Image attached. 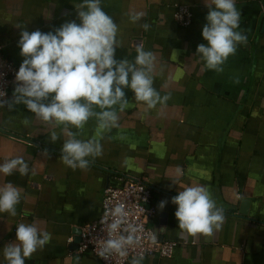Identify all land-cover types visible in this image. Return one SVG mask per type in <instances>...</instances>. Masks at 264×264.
<instances>
[{"label": "crops", "instance_id": "0c3cea01", "mask_svg": "<svg viewBox=\"0 0 264 264\" xmlns=\"http://www.w3.org/2000/svg\"><path fill=\"white\" fill-rule=\"evenodd\" d=\"M81 2L0 0L5 59L22 63L21 30L46 33L65 22L79 23L74 8ZM177 5L189 7V26L176 23ZM236 6L247 43L218 74L204 70L195 56L197 46L206 43L201 35L208 11L204 0H101L119 28L122 46L115 58L133 60L137 45L154 52L153 87L170 99L148 110L125 89L128 107L120 113L119 126L104 135L103 155L87 171H73L60 161L63 139L51 143L37 122L25 124L33 114L24 105L11 112L7 106L0 109V163L24 156L30 168L23 177L0 175V185L10 182L23 190L16 217L0 214V264H6L2 248L15 239V225L21 222H39L51 234L43 251L25 264H100L75 253L74 240L83 225L99 218L104 189L121 185L122 175L147 178L156 209L148 227L153 232L163 226L158 237L176 244L171 257L145 258L142 264H264V0H236ZM141 12L142 19L131 23L130 16ZM144 23L150 25L147 31ZM90 137H96L95 121L86 126L83 138ZM45 150L48 157L42 155ZM177 166L183 176L173 185ZM197 183L209 188L226 219L212 237H181L171 200L184 186ZM161 201L167 202L163 210ZM242 202H247L245 214L240 213Z\"/></svg>", "mask_w": 264, "mask_h": 264}, {"label": "clouds", "instance_id": "9594fccd", "mask_svg": "<svg viewBox=\"0 0 264 264\" xmlns=\"http://www.w3.org/2000/svg\"><path fill=\"white\" fill-rule=\"evenodd\" d=\"M204 4L208 11L201 35L206 43L197 46L195 56L204 70L219 74L238 46L247 43V35L239 30L241 13L236 0H204ZM74 9L79 23L65 22L46 33L20 31L17 47L22 63L15 74L11 100L0 91V109L7 106L11 112L16 105H24L33 114L24 119L25 124L37 122L51 143L63 139L60 161L73 171H87L103 155L104 135L119 126L120 113L128 107L125 89L148 110L164 107L170 96H162L153 87L157 61L154 52L137 45L133 60L115 58L116 49L122 46L117 39L119 28L101 7V0H82ZM144 15L134 14L130 22L138 23ZM141 27L147 31L150 25L144 23ZM90 121H95L98 138H83ZM42 155L49 154L45 150ZM29 172L24 156L0 163V175L5 177L14 173L23 177ZM182 176L183 170L177 166L172 184L177 185ZM22 193L10 182L0 185V214L16 217ZM166 203L161 201L158 208L163 210ZM171 203L176 206L174 215L181 237H212L226 219L223 207L217 205L209 188L202 184L184 186ZM128 215L123 203L105 213L107 236L98 249L99 258L109 261L113 256L127 257L129 249L138 244L137 229L130 224L124 227ZM151 239L156 241L155 232ZM50 240L51 234L39 222L18 223L15 239L2 248L3 258L6 264H25L34 253L43 251ZM143 259L142 255L135 256L130 264H142Z\"/></svg>", "mask_w": 264, "mask_h": 264}, {"label": "built area", "instance_id": "2783aa9c", "mask_svg": "<svg viewBox=\"0 0 264 264\" xmlns=\"http://www.w3.org/2000/svg\"><path fill=\"white\" fill-rule=\"evenodd\" d=\"M191 12L189 7L177 5L175 7L174 19L181 27H187L191 22ZM20 64L5 59L3 48L0 45V91L8 93L10 86H14L15 74ZM7 99V95L5 97ZM119 180L121 185L108 186L104 189L101 199V213L97 220L83 225L79 230V243L75 253L79 255H89L96 259L100 264H127L135 256L142 255L145 258L171 257L176 244L172 241L163 240L152 242V230L148 227V222L154 218L156 209L151 205V190L148 186L147 178L144 176H125ZM126 205L129 213L124 227L131 226L137 229L136 237L138 244L129 249L127 257L113 256L109 261L99 258L97 255L103 239L107 236V223L105 213L116 204ZM109 222H110V218ZM71 242V240L69 241Z\"/></svg>", "mask_w": 264, "mask_h": 264}, {"label": "water", "instance_id": "95a60500", "mask_svg": "<svg viewBox=\"0 0 264 264\" xmlns=\"http://www.w3.org/2000/svg\"><path fill=\"white\" fill-rule=\"evenodd\" d=\"M262 30H264V21H263V25H262ZM247 206V202H242V206H241V209H240V213H243L245 214L246 211L242 210L244 207ZM161 224L160 225H163L164 222H160ZM155 232L156 234V241L155 242H160V241H163V238L162 237H158L159 234H162L163 233V226L162 227H159V228H154L153 230V233ZM153 242V241H152ZM79 243V236H77V238L74 240V244L75 246L77 247V244Z\"/></svg>", "mask_w": 264, "mask_h": 264}]
</instances>
